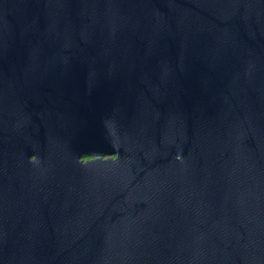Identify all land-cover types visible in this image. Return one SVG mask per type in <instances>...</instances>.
I'll list each match as a JSON object with an SVG mask.
<instances>
[{"label": "water", "instance_id": "95a60500", "mask_svg": "<svg viewBox=\"0 0 264 264\" xmlns=\"http://www.w3.org/2000/svg\"><path fill=\"white\" fill-rule=\"evenodd\" d=\"M0 264H264V0H0Z\"/></svg>", "mask_w": 264, "mask_h": 264}, {"label": "trees", "instance_id": "16d2710c", "mask_svg": "<svg viewBox=\"0 0 264 264\" xmlns=\"http://www.w3.org/2000/svg\"><path fill=\"white\" fill-rule=\"evenodd\" d=\"M83 159H87V156H82Z\"/></svg>", "mask_w": 264, "mask_h": 264}, {"label": "flooded vegetation", "instance_id": "af4514ba", "mask_svg": "<svg viewBox=\"0 0 264 264\" xmlns=\"http://www.w3.org/2000/svg\"><path fill=\"white\" fill-rule=\"evenodd\" d=\"M91 158V156H87V159H90ZM84 160H86V159H84Z\"/></svg>", "mask_w": 264, "mask_h": 264}]
</instances>
